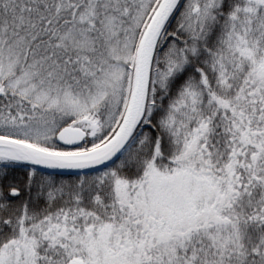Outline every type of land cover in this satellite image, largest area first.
I'll list each match as a JSON object with an SVG mask.
<instances>
[{
    "label": "snow or ice",
    "instance_id": "1",
    "mask_svg": "<svg viewBox=\"0 0 264 264\" xmlns=\"http://www.w3.org/2000/svg\"><path fill=\"white\" fill-rule=\"evenodd\" d=\"M0 264H264V0H0Z\"/></svg>",
    "mask_w": 264,
    "mask_h": 264
}]
</instances>
